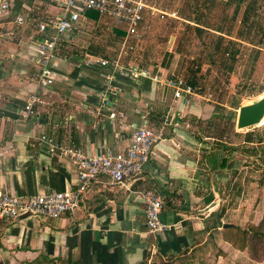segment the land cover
I'll use <instances>...</instances> for the list:
<instances>
[{
    "label": "crops",
    "instance_id": "1",
    "mask_svg": "<svg viewBox=\"0 0 264 264\" xmlns=\"http://www.w3.org/2000/svg\"><path fill=\"white\" fill-rule=\"evenodd\" d=\"M7 1L9 8L0 13V191L28 197L78 187L71 159L40 142L43 134L99 155L124 149L135 126L159 128L164 119L168 122L142 172L126 186L101 175L87 187L79 207L58 218L24 214L0 221V264H209L212 247L216 264L234 263L241 250L223 239V226L217 225L219 218L223 224H237L235 219L243 214L242 199L252 182V172H243L244 157L253 160L251 152H243V143H253L243 138L245 132L220 123V114L226 112L196 91L194 74L187 80L194 82V92L176 97L167 83L178 77L173 62L152 70L132 67L146 70L148 76L121 64L123 72L113 73L112 90L104 94L105 75L112 71L86 64L88 56L107 57L103 48L82 44L88 23L84 16L58 42L51 64L53 82L42 87L38 47L46 34L37 23L61 9L50 0ZM198 1L193 3L210 9L232 5L234 14L245 4L242 19L250 17L245 22L250 33L261 0ZM20 13L26 17L24 25L16 21ZM149 21L148 15L141 30ZM216 33L234 40L237 58L249 51L254 59L264 51L261 39L257 43L242 32L237 37L220 29ZM229 40L216 51L223 54ZM33 94L41 102L26 117L24 108ZM149 188L157 189L164 200L161 220L169 229L161 234L146 227L139 192Z\"/></svg>",
    "mask_w": 264,
    "mask_h": 264
},
{
    "label": "rangeland",
    "instance_id": "2",
    "mask_svg": "<svg viewBox=\"0 0 264 264\" xmlns=\"http://www.w3.org/2000/svg\"><path fill=\"white\" fill-rule=\"evenodd\" d=\"M194 1L149 0L151 5L168 14L163 17L159 14L150 15V21L140 30V38H130L124 47L120 38L115 35L112 21L99 16L95 11L85 12L83 16L88 18V23L82 29L86 33L82 44L87 46L91 43L103 48L107 58L120 55L121 64L128 69L137 66L152 70L159 65L169 67L173 62L177 64L178 77L189 80L194 74L198 78L196 91L206 96L208 102L216 106V110L225 111L229 117L232 112L231 103L239 95L243 96V104L264 94V54L256 61L250 57L253 54L246 51V55L242 54L237 58L233 70L229 72L227 67L232 63L231 59L228 57L223 61L222 52L216 51L229 39L220 36L216 30L220 29L237 37L242 32L243 37L257 43L261 39L264 48V0L257 7L258 15L250 33L242 19L245 4L238 14H234V7L229 4L214 5L210 9L208 6L196 5ZM198 17L201 25L193 22L198 21ZM252 94L254 96L251 97ZM237 115L238 109L236 116L230 120L220 117V123L224 120L225 126H236ZM239 130L245 132L241 133L243 138L248 136L247 132L253 137V143H243L247 149L245 153L251 152L253 160L250 163V158L244 157L247 166L243 172L247 175L252 172V182L250 185L246 182L249 185L246 187L248 196L242 199L243 214L235 219V225L244 228L258 226L263 222L264 226V120L255 127ZM249 208L252 213H248ZM253 253L247 247L230 264H264L262 250L255 253L257 257H253ZM215 255L216 250L212 247L208 256L209 264H216Z\"/></svg>",
    "mask_w": 264,
    "mask_h": 264
},
{
    "label": "built area",
    "instance_id": "3",
    "mask_svg": "<svg viewBox=\"0 0 264 264\" xmlns=\"http://www.w3.org/2000/svg\"><path fill=\"white\" fill-rule=\"evenodd\" d=\"M60 7V13L48 16L37 23L41 33H45L44 40L38 47L39 81L42 87H48L53 82L51 64L56 57L58 42L61 37L73 32L80 24L86 11H95L101 17L112 21L113 25L125 31L123 47L130 38H140V30L146 17L166 13L149 0H50ZM9 8L7 0L0 4V13ZM171 15L174 16L173 13ZM19 25L26 23V17L20 13L16 16ZM109 28V27H108ZM50 32V33H49ZM122 47V49H123ZM86 64L111 68V73L105 75L106 85L104 94L111 92L113 73L123 72L120 55L114 58L88 56ZM140 75L148 76L146 70L133 68ZM168 85L175 88V96L183 93L192 94L193 87L182 77L171 78ZM41 102L37 94L31 95L24 108V116L34 114L35 105ZM168 120L164 119L159 128H152L148 124L135 126L128 145L122 150H108L99 155H88L80 147L66 145L45 134L38 137L39 141L47 144L52 152H59L68 156L76 168L79 184L76 189L64 191L39 192L25 197L15 195L9 191H0V221H11L21 215L31 214L58 218L67 211L79 207L87 187L101 175H106L112 184L126 186L129 179L142 172L149 161L154 144L163 138ZM141 197L145 202L146 227L153 234H161L169 229V225L161 220L164 200L155 188L141 190Z\"/></svg>",
    "mask_w": 264,
    "mask_h": 264
},
{
    "label": "trees",
    "instance_id": "4",
    "mask_svg": "<svg viewBox=\"0 0 264 264\" xmlns=\"http://www.w3.org/2000/svg\"><path fill=\"white\" fill-rule=\"evenodd\" d=\"M254 9V6H252ZM90 11V10H89ZM238 11V10H237ZM88 12V11H86ZM97 13V12H96ZM98 14V13H97ZM99 15V14H98ZM100 16V15H99ZM250 17L244 16V20L246 23L249 22ZM198 21H200V18L198 17ZM200 23V22H197ZM114 32L117 38H120L121 42L123 41V37L125 36V31L121 28H114ZM235 43L234 40L230 39L225 47V50L223 52L224 60L225 61L228 57L231 59V62L229 66L227 67L228 71L231 72L234 67V63L236 62L238 50L232 49L231 44ZM264 54L263 50H259L254 59L258 61L260 59V56ZM194 84V82H191ZM191 84V85H192ZM264 90V89H263ZM251 97L254 96V94L250 95ZM241 97L242 95H239L237 99L233 100L230 106L231 109V115L229 117L224 116L223 114H220V117L227 118V120L232 119L237 114V109H239L241 105ZM235 125V123H234ZM235 127V126H233ZM247 136V141L252 142L253 137L251 136L250 132ZM230 149V147H227ZM246 149V148H245ZM247 150H243L245 152ZM260 223L258 226H249V227H240L238 225L232 224L230 226L222 227L219 232L222 234L223 239L230 242L234 247L243 250L249 247L254 252L252 255L253 257H257V254H255L258 250H262L264 253V226ZM224 224L220 221L217 226H223ZM217 229V227H216ZM218 231V230H217ZM168 264V263H167Z\"/></svg>",
    "mask_w": 264,
    "mask_h": 264
},
{
    "label": "water",
    "instance_id": "5",
    "mask_svg": "<svg viewBox=\"0 0 264 264\" xmlns=\"http://www.w3.org/2000/svg\"><path fill=\"white\" fill-rule=\"evenodd\" d=\"M264 120V94L256 99L249 100L240 105L236 120V128L248 129L260 125ZM232 224L225 223L223 227Z\"/></svg>",
    "mask_w": 264,
    "mask_h": 264
}]
</instances>
